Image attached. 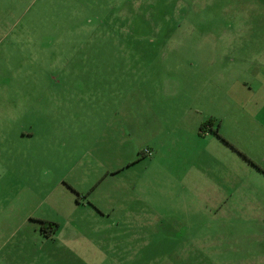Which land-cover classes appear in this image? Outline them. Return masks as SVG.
Wrapping results in <instances>:
<instances>
[{
    "label": "rangeland",
    "instance_id": "374dc122",
    "mask_svg": "<svg viewBox=\"0 0 264 264\" xmlns=\"http://www.w3.org/2000/svg\"><path fill=\"white\" fill-rule=\"evenodd\" d=\"M263 262L264 0H0V264Z\"/></svg>",
    "mask_w": 264,
    "mask_h": 264
},
{
    "label": "trees",
    "instance_id": "16d2710c",
    "mask_svg": "<svg viewBox=\"0 0 264 264\" xmlns=\"http://www.w3.org/2000/svg\"><path fill=\"white\" fill-rule=\"evenodd\" d=\"M232 148H234V147H232ZM242 155V154H241ZM244 158H246L244 155H242ZM247 159V158H246Z\"/></svg>",
    "mask_w": 264,
    "mask_h": 264
},
{
    "label": "built area",
    "instance_id": "2783aa9c",
    "mask_svg": "<svg viewBox=\"0 0 264 264\" xmlns=\"http://www.w3.org/2000/svg\"><path fill=\"white\" fill-rule=\"evenodd\" d=\"M148 154H150V152H148Z\"/></svg>",
    "mask_w": 264,
    "mask_h": 264
},
{
    "label": "crops",
    "instance_id": "0c3cea01",
    "mask_svg": "<svg viewBox=\"0 0 264 264\" xmlns=\"http://www.w3.org/2000/svg\"><path fill=\"white\" fill-rule=\"evenodd\" d=\"M258 263H259V262H258ZM262 264H264V262H263Z\"/></svg>",
    "mask_w": 264,
    "mask_h": 264
}]
</instances>
